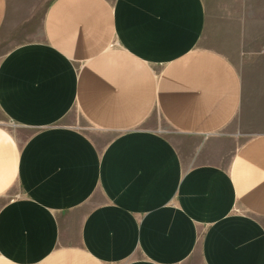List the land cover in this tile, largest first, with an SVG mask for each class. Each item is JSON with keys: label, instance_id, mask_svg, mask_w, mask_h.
<instances>
[{"label": "crops", "instance_id": "1", "mask_svg": "<svg viewBox=\"0 0 264 264\" xmlns=\"http://www.w3.org/2000/svg\"><path fill=\"white\" fill-rule=\"evenodd\" d=\"M41 32L0 58V264H264V0H51Z\"/></svg>", "mask_w": 264, "mask_h": 264}, {"label": "rangeland", "instance_id": "2", "mask_svg": "<svg viewBox=\"0 0 264 264\" xmlns=\"http://www.w3.org/2000/svg\"><path fill=\"white\" fill-rule=\"evenodd\" d=\"M18 7L23 8V12H16L11 27H7V32L0 33V58L3 53L14 45L22 41L38 39L42 35V20L44 13L51 0H16ZM78 125L87 127L84 121L79 120ZM160 125L169 130L163 121ZM88 129V128H86Z\"/></svg>", "mask_w": 264, "mask_h": 264}]
</instances>
